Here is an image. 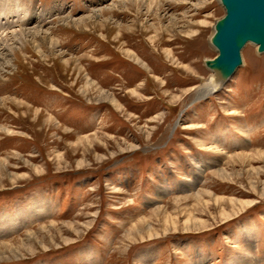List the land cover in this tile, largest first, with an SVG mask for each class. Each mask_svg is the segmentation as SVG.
Instances as JSON below:
<instances>
[{"label": "rangeland", "instance_id": "374dc122", "mask_svg": "<svg viewBox=\"0 0 264 264\" xmlns=\"http://www.w3.org/2000/svg\"><path fill=\"white\" fill-rule=\"evenodd\" d=\"M118 1L0 0L2 32L17 30L18 12V25L40 18L35 28L53 30L66 57L88 55L78 87L71 69L30 51L0 74V100H21L72 131L60 141L62 131L15 120L0 102V126L12 132L0 134V221L38 214L0 244L50 221L59 230L0 264H264V154H255L264 152V53L247 44L228 83L199 99L213 78L204 61L217 55L210 37L225 13L219 0L165 3L158 17L177 24L174 40L145 32L159 21L144 7L107 13L102 31L65 27ZM137 13L136 31L115 39ZM86 75L118 106L82 96ZM144 81L138 97L126 93Z\"/></svg>", "mask_w": 264, "mask_h": 264}, {"label": "bare ground", "instance_id": "6f19581e", "mask_svg": "<svg viewBox=\"0 0 264 264\" xmlns=\"http://www.w3.org/2000/svg\"><path fill=\"white\" fill-rule=\"evenodd\" d=\"M170 1H174V0H119L118 5H116V4L112 5L111 4V6L109 5V9H106V10L98 9V10L94 11L92 13V15H90L89 17H80L77 19L75 18L74 20L69 21L65 27H67V28L68 27H74L75 29H78V30L84 29L87 31H89L90 29H93V30L98 29V30L102 31V30H105L106 25H107L106 23H110L107 21L108 20V17H106L107 13H110L112 11H118L119 9L131 11V8H133V9L135 8V9L139 10V9H141V7H144V9L147 13V16L154 14L155 18L158 19V21H159L156 28H153L151 26L143 27V28H145V32H149V31L153 30L154 35H156L155 37H157V35H159V34H161V35L166 34L172 38V39L170 38L169 40H174V37L176 34V32H175L176 27L175 26L177 24L170 22V24H168L167 26H163L161 24L160 17H158L160 14V11L162 10V7L164 6V4L165 3H172ZM6 4H8V3H6ZM8 5H11V3H9ZM201 5H203V3ZM1 6L2 5L0 3V10H1ZM11 7H13V6H11ZM12 12L14 13V11H12ZM17 13H14V14H16V17H17L16 21L14 19V21L12 22V23L17 24V27H18L17 30L2 32V30H4V26H2L0 24L1 25L0 26V74L2 72H4L6 69H8L11 65H13V62L10 58L11 56L15 60L18 56V51L20 54L24 53L25 51H27V52L30 51L31 54H34L37 57H40V59H42V61H44V62L48 63L50 60L58 61L59 62L58 65L61 66V68H63V70H66L68 72V70L71 69L70 76L75 74V73L77 74L76 79L74 80L72 85H73V87L79 85L80 82L78 79H79V75L82 71V68L79 65H80L81 61L85 60L88 57V55H84L80 58L66 57V55L63 52L58 51L59 41L57 39H55L54 37H52V35H54V31L51 30L50 33H48V31H43L41 29L42 27L39 23H41V22L43 23V21H41L40 18L33 19V21H34L33 23H32V19L30 21L28 18H26L25 19L26 21H28V22L30 21L29 23H27V25H23V24L18 25V21H21L22 19L18 18ZM29 13L31 15L35 14L34 12H31V11H29ZM40 14H43V13H40ZM40 14H35V15H40ZM224 16H225V13L221 19H223ZM104 17H106V19L102 20V18H104ZM139 17H141V15H139V13H137L136 19L131 23V25L128 28L125 27L122 29L121 28L116 29L117 35L115 34L116 35L115 39H117L121 36H124V35H128V36L130 35L131 36L132 33H134L136 31V28L138 26V20H139L138 18ZM221 19H219V20H221ZM3 20H4L3 17L2 18L0 17V21H3ZM96 20H98V23L96 22ZM219 20H217V21H219ZM64 21L66 22V20H64ZM217 21H216V23H217ZM216 23H215V25H213V29H212L213 31H212V36L210 37V40L213 37V35L215 34ZM30 24L33 25V28H30L31 27V26H29ZM35 24H37V25H35ZM95 24H98V25H95ZM38 25L41 28L40 27L35 28ZM116 26H119V25H116ZM192 26L194 29H198V28H201V26H203V25H202V23H197L195 26L194 25H192ZM184 35L189 40L190 38H195V37L199 36V32L193 33V35H190V32H186V33H184ZM176 36H179V34ZM248 44H252V45L256 46L257 47L256 52L258 53L259 45H256L253 43H248ZM43 48H45L47 50V54H44ZM159 51H161V50H159ZM163 51L170 58H173L175 56L173 49L172 50L171 49L170 50L164 49ZM55 52H58V53L54 54ZM127 55L135 58V55L131 52H128ZM24 60H26V59H24ZM173 60H176V59L173 58ZM210 60H214V59H210ZM24 62H25L24 64L27 63L26 61H24ZM171 62H173V61H171ZM175 62H177V61H174V63ZM136 64H137V66H139L138 60L136 61ZM15 66H17L16 63H15ZM140 68L142 71H146V72L149 71L147 66L144 64H141ZM185 69H186L185 71L187 73L195 75V74H193V72L190 73L191 72L190 67L189 68L186 67ZM208 70H210V69H208ZM210 71L213 74L214 79L213 78L211 79L210 85H207L200 90V92L198 93L199 99L200 98L201 99L207 98L208 96L213 95L217 90L220 89L219 84H222L224 87L228 83V81L225 83H222V80L218 76V74L214 73L213 70H210ZM156 81L164 86L163 82H160L158 80H156ZM145 86H146V81H144V83H142L141 85H138L137 87H134L131 90H127L126 93L130 94L132 96L134 95V97H138L139 91L141 93V89ZM124 87L125 86L122 84V87H121L122 90L125 89ZM122 90H119V91H122ZM80 93L84 97H87L89 95L90 96L96 95L95 96V98L97 100L96 103H100L101 101L106 100V101H110L112 106H114V107L118 106L116 100L113 101L112 95H110V93H106V92L98 90L96 85L94 83L90 82L87 75H86L85 83L80 86ZM132 96H130V97H132ZM0 102L3 103L1 106L7 108V110L12 114L11 116L13 118H15V120H18L20 117H22L23 119L25 118L27 120H28V118H30L31 122L30 121L29 122L32 124V126L33 127L34 126L39 127L41 129V131L45 130L46 134H47V132H49V130H54V131L56 130L57 132L62 131L63 133L62 132L58 133L60 135L58 140H60V141H62V138H64V136L66 138L67 135L68 136L72 135V131H69L65 128L63 129L62 126L55 123V121H54L55 119L53 118L52 115H49V114H47L43 111H40V110L33 109L32 107L25 104L21 100L5 98V99L0 100ZM157 120H158V118H157ZM41 121H42V124H41ZM1 133L12 134L11 130H9L6 127V125L0 126V134ZM92 139L89 138L88 136H84L82 138H79V140L82 142H84V141L85 142H89V141L92 142L91 141ZM255 154H264V152L263 153L255 152ZM237 156H240V155L237 154L236 157ZM241 157H244V154H241ZM232 158H235V157H232ZM1 173H3V170H0V174ZM214 176L219 177L218 174H216ZM40 206H42V205H40ZM37 215L38 214L31 212V213H28L27 215L19 216V222L16 224H13V221L11 220L12 216H9L8 218L4 217V219L2 218L0 221V237H3V240H5L6 236L9 233L21 228L24 224H26V222L28 221L27 216L32 218L34 216L37 217ZM39 215H41V214H39ZM17 216H18V214H17ZM55 224H56V222L50 221V223H48V224H43V225H40L39 227H37L36 228L37 232H34V230L27 232L26 234L23 235L24 238L18 237L16 239H14L15 241L11 240L10 242L1 243L0 244V263H3L4 261L10 260V259H12L11 261L20 260V258L16 257V255L18 256V253H20V251H22V249H25L28 244H32V242H37V240H39L41 238L48 237L53 232L59 233V230L57 229ZM41 249L45 250L46 248L41 247ZM35 253H36L35 250L29 249V255L30 256L35 255Z\"/></svg>", "mask_w": 264, "mask_h": 264}, {"label": "water", "instance_id": "95a60500", "mask_svg": "<svg viewBox=\"0 0 264 264\" xmlns=\"http://www.w3.org/2000/svg\"><path fill=\"white\" fill-rule=\"evenodd\" d=\"M219 2L225 16L217 21L215 34L210 40L218 55L204 64L225 83L242 66L241 51L248 43L259 45L258 53H264V0ZM219 87L223 85L219 84Z\"/></svg>", "mask_w": 264, "mask_h": 264}]
</instances>
